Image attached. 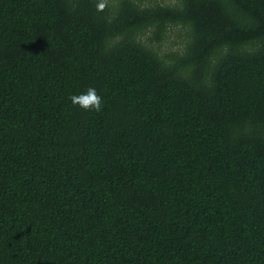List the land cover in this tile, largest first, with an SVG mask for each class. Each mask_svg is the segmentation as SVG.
Listing matches in <instances>:
<instances>
[{
  "label": "trees",
  "instance_id": "16d2710c",
  "mask_svg": "<svg viewBox=\"0 0 264 264\" xmlns=\"http://www.w3.org/2000/svg\"><path fill=\"white\" fill-rule=\"evenodd\" d=\"M152 1L0 0V264H264V0Z\"/></svg>",
  "mask_w": 264,
  "mask_h": 264
},
{
  "label": "rangeland",
  "instance_id": "374dc122",
  "mask_svg": "<svg viewBox=\"0 0 264 264\" xmlns=\"http://www.w3.org/2000/svg\"><path fill=\"white\" fill-rule=\"evenodd\" d=\"M152 2L173 4L176 0H153ZM185 30L186 28L180 24L171 25L163 40L161 42H154L153 47L160 55L166 54L170 51H181L185 38Z\"/></svg>",
  "mask_w": 264,
  "mask_h": 264
},
{
  "label": "clouds",
  "instance_id": "9594fccd",
  "mask_svg": "<svg viewBox=\"0 0 264 264\" xmlns=\"http://www.w3.org/2000/svg\"><path fill=\"white\" fill-rule=\"evenodd\" d=\"M108 4V0H95V9L103 12ZM72 104L79 108L99 111L102 107V98L97 94L95 87H88L86 91L79 94H73L69 97Z\"/></svg>",
  "mask_w": 264,
  "mask_h": 264
}]
</instances>
